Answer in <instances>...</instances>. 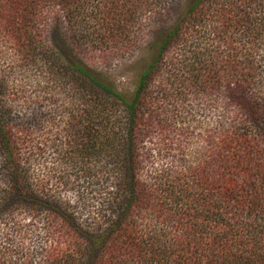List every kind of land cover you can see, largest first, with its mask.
I'll use <instances>...</instances> for the list:
<instances>
[{"label": "trees", "instance_id": "obj_1", "mask_svg": "<svg viewBox=\"0 0 264 264\" xmlns=\"http://www.w3.org/2000/svg\"><path fill=\"white\" fill-rule=\"evenodd\" d=\"M182 1L0 0V264H264V0ZM145 17L161 36L127 95L93 53L135 49ZM61 93L50 171L107 182L87 211L36 167L54 128L32 106Z\"/></svg>", "mask_w": 264, "mask_h": 264}, {"label": "rangeland", "instance_id": "obj_2", "mask_svg": "<svg viewBox=\"0 0 264 264\" xmlns=\"http://www.w3.org/2000/svg\"><path fill=\"white\" fill-rule=\"evenodd\" d=\"M186 1L187 0L182 1V6L186 4ZM165 10H167V5L160 8V14ZM153 21H156L155 18L149 19L148 17H145L141 28L136 29L135 34L137 36L138 43L137 47L132 51L126 52L114 49L107 51L97 50L93 53L92 67L98 73L102 74L105 81L127 95L131 94L136 86L141 71L151 59L150 54L152 49L150 48H153L154 42H156L161 36V28L159 27L160 24L158 21ZM40 96L41 97H39V99L43 98L42 95ZM37 99L38 98L34 97V102ZM73 105L74 104L71 103V100L67 99L66 96L61 93L52 97L50 101H43L40 99L32 106V109L38 114H43L46 120L49 117H46L45 115H49L50 113H48L45 109L47 107L48 109L50 108L52 110L51 116L53 117L50 116L49 120H51L50 122L54 128L49 134L50 137L48 139H46L48 135L45 137L46 141L49 143V146L44 145V149H46L44 150V153L47 158L38 160L36 162V167L46 189L62 201L70 202L78 209L87 211L92 203H96L95 198L104 194L106 191L105 189L107 188V182H104L102 178L99 184L90 186L81 179H78L74 176V174L63 172L60 168L55 171H50V162H54L58 157L56 156L57 152H55V150L60 151L62 146L61 143H59V128L64 127V123L67 120L68 114L72 111ZM60 120L62 121V124H60ZM198 133L199 131L196 130V132L193 133V136L181 145V148L178 144H174L172 148L191 153V150L196 147V138ZM40 135V132L35 133V137H39L40 140H42L44 137H41ZM152 137L153 139L147 142V148L151 150V154L153 156L151 159L154 160L152 162L161 164L162 161H165L164 157H167L165 155V148L169 141L162 140L163 136L160 135H154ZM55 165L59 167L56 162ZM98 193L100 195H98ZM99 202L100 201L98 200L97 204H99ZM17 221L19 223L21 222L20 219ZM1 234H3V236L11 235V237H13L12 239H15V241L22 237L21 233L15 231L14 227L10 226L1 230ZM30 236L31 234H29V236H25V238L30 239Z\"/></svg>", "mask_w": 264, "mask_h": 264}]
</instances>
